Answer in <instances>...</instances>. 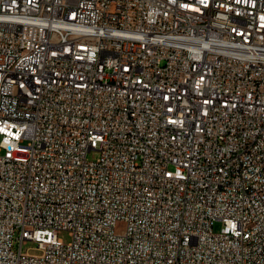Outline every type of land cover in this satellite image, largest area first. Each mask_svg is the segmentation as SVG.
<instances>
[{"label": "built area", "instance_id": "built-area-1", "mask_svg": "<svg viewBox=\"0 0 264 264\" xmlns=\"http://www.w3.org/2000/svg\"><path fill=\"white\" fill-rule=\"evenodd\" d=\"M0 264H264V0H0Z\"/></svg>", "mask_w": 264, "mask_h": 264}, {"label": "rangeland", "instance_id": "rangeland-1", "mask_svg": "<svg viewBox=\"0 0 264 264\" xmlns=\"http://www.w3.org/2000/svg\"><path fill=\"white\" fill-rule=\"evenodd\" d=\"M98 156H99V153L96 152V151H91V152L89 153V158H91V159H95V158H97ZM220 225H221L220 223H217V224L215 225V230H216V231L219 230ZM60 236H61V238L64 239L65 242H69V241H70V235H69L68 232L64 231V232H62V233L60 234ZM34 246H36V243H34V242H27V243L24 245V251H26L28 248H31V247H34ZM30 252L33 253V254H40V253H41L40 251H37V250H35V249L31 250Z\"/></svg>", "mask_w": 264, "mask_h": 264}]
</instances>
